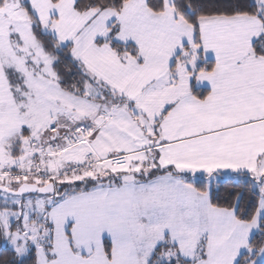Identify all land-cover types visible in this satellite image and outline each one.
I'll use <instances>...</instances> for the list:
<instances>
[{
    "label": "snow or ice",
    "instance_id": "1",
    "mask_svg": "<svg viewBox=\"0 0 264 264\" xmlns=\"http://www.w3.org/2000/svg\"><path fill=\"white\" fill-rule=\"evenodd\" d=\"M0 264H264V0H0Z\"/></svg>",
    "mask_w": 264,
    "mask_h": 264
}]
</instances>
